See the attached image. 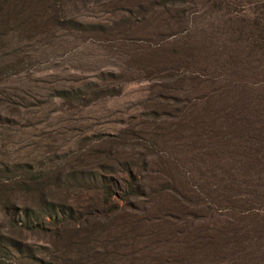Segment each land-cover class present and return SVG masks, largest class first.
I'll use <instances>...</instances> for the list:
<instances>
[{"label": "rangeland", "instance_id": "rangeland-1", "mask_svg": "<svg viewBox=\"0 0 264 264\" xmlns=\"http://www.w3.org/2000/svg\"><path fill=\"white\" fill-rule=\"evenodd\" d=\"M0 264H264V0H0Z\"/></svg>", "mask_w": 264, "mask_h": 264}, {"label": "trees", "instance_id": "trees-1", "mask_svg": "<svg viewBox=\"0 0 264 264\" xmlns=\"http://www.w3.org/2000/svg\"><path fill=\"white\" fill-rule=\"evenodd\" d=\"M170 1H173L175 3H185L186 0H170Z\"/></svg>", "mask_w": 264, "mask_h": 264}]
</instances>
